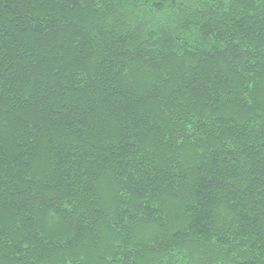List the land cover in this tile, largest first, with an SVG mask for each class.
<instances>
[{"label": "trees", "instance_id": "1", "mask_svg": "<svg viewBox=\"0 0 264 264\" xmlns=\"http://www.w3.org/2000/svg\"><path fill=\"white\" fill-rule=\"evenodd\" d=\"M0 264H264V0H0Z\"/></svg>", "mask_w": 264, "mask_h": 264}]
</instances>
